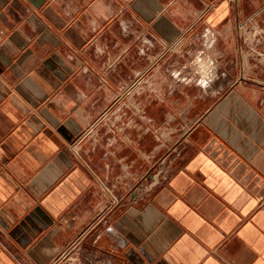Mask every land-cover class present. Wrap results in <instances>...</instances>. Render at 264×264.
<instances>
[{"label":"crops","instance_id":"obj_1","mask_svg":"<svg viewBox=\"0 0 264 264\" xmlns=\"http://www.w3.org/2000/svg\"><path fill=\"white\" fill-rule=\"evenodd\" d=\"M63 258L264 264V0H0V264Z\"/></svg>","mask_w":264,"mask_h":264},{"label":"rangeland","instance_id":"obj_2","mask_svg":"<svg viewBox=\"0 0 264 264\" xmlns=\"http://www.w3.org/2000/svg\"><path fill=\"white\" fill-rule=\"evenodd\" d=\"M215 65H216V61L213 60L212 58L200 56V58L197 59L196 64L194 66H196L197 69L200 68L203 75H206L207 72H209V70H211ZM216 67H217V65H216ZM180 78H181V76H180Z\"/></svg>","mask_w":264,"mask_h":264},{"label":"built area","instance_id":"obj_3","mask_svg":"<svg viewBox=\"0 0 264 264\" xmlns=\"http://www.w3.org/2000/svg\"><path fill=\"white\" fill-rule=\"evenodd\" d=\"M210 43H211V40L210 39H207V41H204L203 42V46H206V47H209L210 46ZM109 110H111V109H109ZM115 110H117V114H118V112L119 111H121V109H119L118 107L115 109ZM120 120V119H119ZM97 126V123L94 125V124H92L91 125V127H89L88 128V132H90L91 131V129H95V127ZM76 144L77 143H75L71 148H72V150H73V152H75V153H77V149H78V147H76ZM58 259H56L52 264H72V262H73V259H67V258H63V260L62 261H57Z\"/></svg>","mask_w":264,"mask_h":264}]
</instances>
